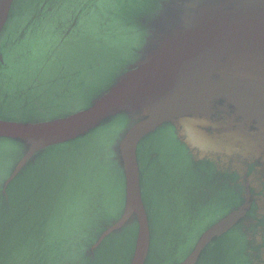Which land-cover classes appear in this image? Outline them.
<instances>
[{
    "label": "water",
    "instance_id": "water-1",
    "mask_svg": "<svg viewBox=\"0 0 264 264\" xmlns=\"http://www.w3.org/2000/svg\"><path fill=\"white\" fill-rule=\"evenodd\" d=\"M19 1L0 0V45L10 40ZM107 4L132 15L131 38L111 69L95 79L90 75L80 99L75 94L85 87L78 80L84 68L76 58L85 52V39L93 40L90 33L97 31L94 17L84 21L75 11L66 14L61 41L66 46L53 50L51 58H44L47 48L41 51V45L16 56L0 47V68L5 70L0 73V143L19 147L0 176V198L7 204L0 222V264H48L44 241L50 239L55 215L58 220L69 210L67 200L55 204V192L70 183V165L84 162L82 141L88 140V151L95 152L100 146L95 137L111 125H117L110 144L119 169L113 174L122 179L109 180L111 187L108 181L101 228L89 251L103 247L105 264H229L216 239L234 230L233 264H264V250L258 249L262 226L252 237L256 223L249 221L255 210L259 218L264 215V0ZM45 24L30 33H45ZM25 58L30 66L19 62ZM41 58L42 66L51 65L40 69ZM71 90L73 96L66 97ZM167 131L173 132L175 156L183 146L193 164L212 154L232 162L231 171L229 164L222 165L239 178L235 208L211 216L192 210L182 215V222L190 220L182 226L178 212L152 209L153 137L158 136L166 160ZM62 147L68 148L58 150ZM163 174L160 165L159 197L167 193ZM19 179H27L26 186L16 194ZM11 206L23 208L13 211ZM10 224L21 242H12L17 235ZM182 229L191 233L181 241L170 238L176 231H181L176 238L182 237Z\"/></svg>",
    "mask_w": 264,
    "mask_h": 264
},
{
    "label": "trees",
    "instance_id": "trees-1",
    "mask_svg": "<svg viewBox=\"0 0 264 264\" xmlns=\"http://www.w3.org/2000/svg\"><path fill=\"white\" fill-rule=\"evenodd\" d=\"M107 1L110 0H20L10 27V40H3L2 44L7 45L3 47L1 44L0 47L8 55H10V49H12V54H14L12 56H16L21 54L22 50H25V52L27 49L32 50L31 46L41 45L39 47L41 51L47 48L44 58H51L53 50L66 46V40L61 43L65 37L64 31H62L65 26H62V23L65 21L66 14L75 11L84 21L93 20L94 17L96 19L94 22H97V31L91 33L93 40L90 41V45L86 46L83 55L76 58L77 63H80V60L83 62L81 67L84 68L82 69L83 74L80 75L78 80H82L84 86L87 87L91 83L89 82L91 74L93 75L92 79L101 77L105 74V71L111 69L118 62L117 59L122 56L126 43L131 38L130 24L132 19L130 18H132V15H121L120 7L116 11L115 5L107 4ZM43 22L47 23L45 27L48 31L40 35L37 32L30 33L32 30L36 31ZM22 31H25L26 37L20 39L19 36ZM38 36H41L42 40L36 44L34 39L38 38ZM44 39H48V42L44 41ZM12 40L15 41L14 45H12ZM88 47L92 48V56ZM75 50H77L76 47ZM39 55L43 57L41 53ZM44 58L38 61L39 63L42 60L39 65L40 69L51 65L52 61L48 65L42 66L45 62ZM21 61L23 65L30 66L28 65L30 64L29 60L27 61L26 58L19 60V62ZM79 66H77V69L80 68ZM3 68H0V73L5 72ZM79 97L80 94H77L76 98L78 99ZM116 129L117 125H113L102 132L103 134L99 139L101 141L99 148L95 152L86 151L83 155L85 161L79 167L70 165V170L72 171L68 175L70 183L67 187L57 188L55 192L56 198L61 200V203L63 200H67L69 204L73 202L79 208L77 211L67 204L69 212L67 211L64 214V222L60 223V226L65 229V233L62 235V241H59L62 244V249L71 248V254H73L74 249L76 264H90L91 262L86 255V250L89 242L95 238L100 228L102 210L99 204L103 194L105 196L106 180L115 171V166L116 170L118 168L110 144ZM95 140L97 139L95 138ZM18 148L15 143H0V176L4 172L6 159L9 156L14 157ZM67 148L62 147L58 150ZM19 180L15 186L16 194H19L26 186L27 179ZM6 205L4 199L0 198V222L4 218V213H7ZM11 207L13 211L23 208L16 209L13 206ZM72 212H75L76 215ZM3 223H8V220ZM11 227L14 228L15 235H17L14 236L15 238L12 242H21L19 240L21 236L16 232L17 227L15 225H11ZM59 233H63V230L61 229Z\"/></svg>",
    "mask_w": 264,
    "mask_h": 264
},
{
    "label": "flooded vegetation",
    "instance_id": "flooded-vegetation-1",
    "mask_svg": "<svg viewBox=\"0 0 264 264\" xmlns=\"http://www.w3.org/2000/svg\"><path fill=\"white\" fill-rule=\"evenodd\" d=\"M157 138V137H156ZM168 143H169V137ZM153 150L151 152V156L153 158L154 170L157 169V164H159V153L158 142L153 144ZM169 147V146H168ZM168 152V151H167ZM186 153H184L185 155ZM172 157L170 156L169 159ZM188 159V158H187ZM186 159V160H187ZM198 165L197 171L200 175V179L198 183L191 184V179L187 173H183L182 175H177L176 180L174 176L170 180V187L174 190L175 198L171 196L169 204L166 203L167 208L171 210L183 211L187 209L197 210L199 212H206L211 216L215 212L221 209H228L231 211L236 207L235 205V197H236V187L239 184L238 179H236L235 172H226L225 166L222 164L227 163L220 157L215 155L197 158ZM231 166L232 162L227 163ZM172 162L169 163V168H171ZM187 166L186 163H182L181 167H175L177 171L180 169L183 171ZM232 166L230 168V171ZM221 171H224L223 173ZM223 175V176H222ZM156 179V178H154ZM240 185V184H239ZM192 193V194H191ZM157 202L159 203L157 205ZM161 207V201L157 199L154 201L153 208L157 209ZM256 211V210H255ZM253 211L250 214V222H255L256 226L252 228L254 237L256 233V227L262 226L261 238L259 240V250H264V224L259 222V219L264 220V215L259 218V216ZM201 218L199 217V222ZM222 239H225V242L228 246L227 253L233 259V249L235 245V234L233 231H230L226 236ZM257 251V249H254Z\"/></svg>",
    "mask_w": 264,
    "mask_h": 264
}]
</instances>
